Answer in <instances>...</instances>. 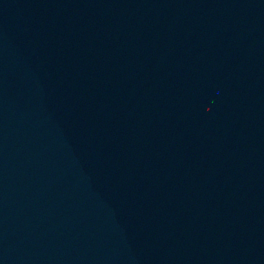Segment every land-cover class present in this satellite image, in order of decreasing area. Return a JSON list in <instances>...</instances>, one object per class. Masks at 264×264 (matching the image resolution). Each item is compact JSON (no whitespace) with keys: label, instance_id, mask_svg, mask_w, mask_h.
<instances>
[{"label":"water","instance_id":"95a60500","mask_svg":"<svg viewBox=\"0 0 264 264\" xmlns=\"http://www.w3.org/2000/svg\"><path fill=\"white\" fill-rule=\"evenodd\" d=\"M40 1L164 264H264V0Z\"/></svg>","mask_w":264,"mask_h":264}]
</instances>
